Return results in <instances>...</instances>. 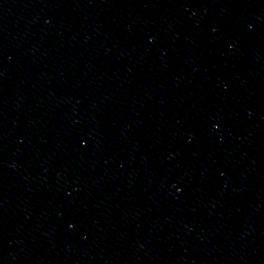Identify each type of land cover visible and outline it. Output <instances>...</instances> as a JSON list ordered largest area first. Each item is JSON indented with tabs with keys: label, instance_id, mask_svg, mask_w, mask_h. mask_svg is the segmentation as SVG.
Instances as JSON below:
<instances>
[{
	"label": "water",
	"instance_id": "1",
	"mask_svg": "<svg viewBox=\"0 0 264 264\" xmlns=\"http://www.w3.org/2000/svg\"><path fill=\"white\" fill-rule=\"evenodd\" d=\"M0 264H264V0H0Z\"/></svg>",
	"mask_w": 264,
	"mask_h": 264
}]
</instances>
